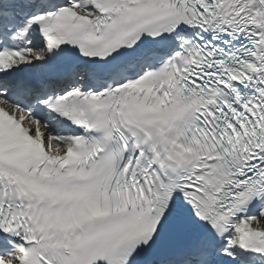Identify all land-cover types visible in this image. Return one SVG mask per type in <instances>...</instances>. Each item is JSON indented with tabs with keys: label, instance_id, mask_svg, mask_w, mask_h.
I'll return each mask as SVG.
<instances>
[{
	"label": "snow or ice",
	"instance_id": "snow-or-ice-1",
	"mask_svg": "<svg viewBox=\"0 0 264 264\" xmlns=\"http://www.w3.org/2000/svg\"><path fill=\"white\" fill-rule=\"evenodd\" d=\"M0 264H264V0H0Z\"/></svg>",
	"mask_w": 264,
	"mask_h": 264
}]
</instances>
